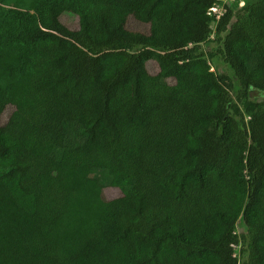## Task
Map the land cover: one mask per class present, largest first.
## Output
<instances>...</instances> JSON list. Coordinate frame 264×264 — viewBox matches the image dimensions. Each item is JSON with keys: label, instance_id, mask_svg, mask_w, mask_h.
Segmentation results:
<instances>
[{"label": "trees", "instance_id": "1", "mask_svg": "<svg viewBox=\"0 0 264 264\" xmlns=\"http://www.w3.org/2000/svg\"><path fill=\"white\" fill-rule=\"evenodd\" d=\"M243 2L0 0V264H264V0Z\"/></svg>", "mask_w": 264, "mask_h": 264}, {"label": "rangeland", "instance_id": "2", "mask_svg": "<svg viewBox=\"0 0 264 264\" xmlns=\"http://www.w3.org/2000/svg\"><path fill=\"white\" fill-rule=\"evenodd\" d=\"M228 2L231 5L232 4H237L239 10L242 9L244 7V5H245L243 0H222V4L221 3H217L216 9H213V10H215V12H213V13L216 14V15H221L222 13H224V6L223 5H225V3H228ZM61 20L69 28H72V29L78 28V25H79L78 18L76 16H74V15L65 13V14L62 15ZM129 25L133 29H143V28H145L142 24H139L138 22L133 21V20L130 21ZM214 27H215V24L212 25V29L213 30H214ZM213 37L214 36L212 35L211 39ZM148 69H149V71L152 74H156L158 72V68H157L156 64L153 63V62H149L148 63ZM226 72H228V71L226 70ZM250 95H251V97L253 99H257V100L258 99H264V94L260 93L258 91H254L253 90V91L250 92ZM11 112H12V109L10 108L0 117V126L2 124H4L8 120ZM104 183H105V195H106V197L108 199H114V198H117V197L120 196V194H121L120 191H118V190H116L114 188H111L109 186V182L107 180H105ZM238 228H239L238 231H240L242 229L241 224H239ZM235 249H236V253H238L239 248L236 247Z\"/></svg>", "mask_w": 264, "mask_h": 264}, {"label": "built area", "instance_id": "3", "mask_svg": "<svg viewBox=\"0 0 264 264\" xmlns=\"http://www.w3.org/2000/svg\"><path fill=\"white\" fill-rule=\"evenodd\" d=\"M213 9H214V8H213ZM213 9H212V11H214V12H215V10H213ZM218 16H220V15H218Z\"/></svg>", "mask_w": 264, "mask_h": 264}]
</instances>
